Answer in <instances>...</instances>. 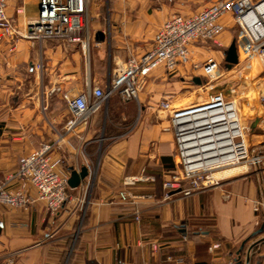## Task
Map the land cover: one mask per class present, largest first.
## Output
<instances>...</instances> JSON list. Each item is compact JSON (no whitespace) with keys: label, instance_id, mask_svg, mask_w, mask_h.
Listing matches in <instances>:
<instances>
[{"label":"crops","instance_id":"obj_1","mask_svg":"<svg viewBox=\"0 0 264 264\" xmlns=\"http://www.w3.org/2000/svg\"><path fill=\"white\" fill-rule=\"evenodd\" d=\"M9 3L14 4L8 1L7 13L19 26L36 17L38 0L29 2L34 11L25 2L9 11ZM179 5L184 6L161 3L151 13L146 7L114 6L112 25L103 30V38L100 31L91 35L86 49L20 39L11 50L0 42V180L16 171L21 156L43 144L50 145L47 154L54 168L69 178L71 171L87 169L77 187L68 184V199L53 216L36 200L30 184L16 178L9 182L34 200L27 208L0 206V264L8 257L14 264H264V216L252 208V201L262 197L254 168L222 169L213 174L218 186L191 196H163L162 182L174 167V142L167 113L158 103L171 101L174 77L181 82L191 78L189 66L172 75L154 70L137 100L114 94L86 122L66 129L71 114L63 94L76 95L87 85L106 88L112 72L107 65L102 73V52L108 50L117 64L129 55L140 56ZM18 6L25 14H15ZM230 19H221L225 29L217 38L220 45L191 44L193 59L211 46L219 47L214 58H225L233 42ZM93 24L98 30V23ZM143 170L154 181L138 182L128 190L152 197L121 201L123 178ZM207 220L211 229H201L209 226Z\"/></svg>","mask_w":264,"mask_h":264},{"label":"built area","instance_id":"obj_2","mask_svg":"<svg viewBox=\"0 0 264 264\" xmlns=\"http://www.w3.org/2000/svg\"><path fill=\"white\" fill-rule=\"evenodd\" d=\"M8 1L0 0V42L10 45L11 50L20 39L77 44L82 49L87 48L91 36L90 0H38L36 17L26 20L22 26L16 18L8 15ZM15 13L25 14L24 7H16ZM225 16H230L238 28L233 40L238 54L256 57L264 66V0H214L191 14L168 16L154 33L150 47L138 57H126L112 73L106 88L87 85L76 95L63 94L71 114L66 129L71 130L86 122L114 94L124 101L137 100L150 74L158 68L167 75L175 74L185 66L190 70L199 69L205 81L200 82L199 79L194 84L214 90L206 99L184 106H175L170 100L158 103V107L167 113L174 142V170L162 182L163 196L165 199L173 194L191 196L218 186L219 179L213 176L215 172L247 165L253 167L258 175L262 195L252 201V208L264 216V150L247 143L236 103L224 90H216L215 84H210L220 77L221 62L207 56L200 63L193 59L190 48L196 41L220 45L217 38L225 29L221 22ZM49 149V144H43L38 150L21 156L16 171L0 180V206L27 208L33 202L26 190L13 189L8 185L16 178L36 190V200L44 203L49 215L57 214L68 199L69 175L54 168L47 154ZM142 181H154V177L144 170L138 175L124 177V188L118 192L119 199L134 203L152 197L150 194L134 195L128 190V187ZM217 246L212 245L213 248ZM2 264H14L13 257H8ZM218 264L234 262L229 260Z\"/></svg>","mask_w":264,"mask_h":264},{"label":"rangeland","instance_id":"obj_3","mask_svg":"<svg viewBox=\"0 0 264 264\" xmlns=\"http://www.w3.org/2000/svg\"><path fill=\"white\" fill-rule=\"evenodd\" d=\"M30 1L32 0H13L14 4L9 3V6L11 4L9 11L13 10L17 3H29ZM209 1L211 0H90L88 6L90 34L94 36L96 32L99 31L102 34H104L103 30H106L107 32V29L110 28V25H112L110 17L111 9L117 5L128 4L133 6L132 8L146 7L149 13H151L153 9H157L161 3L166 5L180 3L184 5L177 6L179 11H174L168 15L170 16L172 14H191L201 9ZM29 7L30 11H34L35 8L31 3H29ZM180 10L184 11L182 12ZM94 21H96L100 26L97 28L98 30H95L96 27H93ZM230 21L231 34L233 36L232 40H234L237 35L238 28L233 23L232 19H230ZM211 48L212 49H208L207 51H201L198 57L194 60L201 63L207 56H219V47L211 46ZM107 51L108 50L105 49V51L101 54L102 73H105L107 65H109V68L113 73L116 67L123 62L120 61V64H117V61L113 62L109 59ZM220 62V77L210 84H215L216 90H225L228 97L236 102L241 123L243 127H247L248 143L251 146H257L264 150V66L258 58L247 57L244 54H241L240 56L238 54V63L231 66V68H226L224 57ZM248 64L251 66V70L246 69ZM200 73L201 71L199 69H191L190 76L192 79L188 78V80L181 82L178 76L173 78L176 83L171 90L173 94H171L172 96L169 99H171V102L175 106H184L192 102L204 100L211 91H214L207 90L194 84L195 78L200 79V82L205 81ZM144 91L147 93V96H150V87H147ZM249 168L252 169L253 167L249 166ZM207 223H210L209 226H202L201 229H211L212 221L207 220Z\"/></svg>","mask_w":264,"mask_h":264},{"label":"water","instance_id":"obj_4","mask_svg":"<svg viewBox=\"0 0 264 264\" xmlns=\"http://www.w3.org/2000/svg\"><path fill=\"white\" fill-rule=\"evenodd\" d=\"M101 38H103L102 33H98ZM225 66L226 68H231L234 64L238 62V52L234 42H232L225 53ZM196 82H199L198 78H195ZM87 176V169L84 167L80 170V172L71 171L70 178L68 179V184L71 187H77L80 184V181L83 180Z\"/></svg>","mask_w":264,"mask_h":264},{"label":"bare ground","instance_id":"obj_5","mask_svg":"<svg viewBox=\"0 0 264 264\" xmlns=\"http://www.w3.org/2000/svg\"><path fill=\"white\" fill-rule=\"evenodd\" d=\"M242 53L240 52L239 53V56L241 55ZM120 64V63H119ZM246 69L248 70H251V66L248 64L247 66H246ZM235 102V101H234ZM236 103V102H235ZM254 125V124H253ZM242 127H243V125H242ZM253 127V126H252ZM243 132H244V136H245V140L247 141V143H248V139H247V127H243Z\"/></svg>","mask_w":264,"mask_h":264},{"label":"trees","instance_id":"obj_6","mask_svg":"<svg viewBox=\"0 0 264 264\" xmlns=\"http://www.w3.org/2000/svg\"><path fill=\"white\" fill-rule=\"evenodd\" d=\"M116 95H118V94H116ZM112 96H113V95H112ZM112 96H111V97H112ZM111 97H110V98H111ZM110 98H109V99H110ZM173 166H174V165H173ZM173 170H174V167H173ZM173 170H172V172H173Z\"/></svg>","mask_w":264,"mask_h":264}]
</instances>
